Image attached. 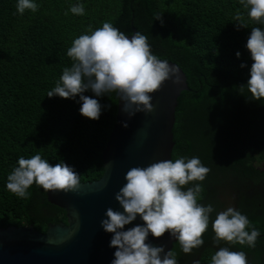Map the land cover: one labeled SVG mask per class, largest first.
Segmentation results:
<instances>
[{"label":"trees","instance_id":"16d2710c","mask_svg":"<svg viewBox=\"0 0 264 264\" xmlns=\"http://www.w3.org/2000/svg\"><path fill=\"white\" fill-rule=\"evenodd\" d=\"M134 28L188 78L157 204L174 263L264 264V0H0V228L67 222L51 181L103 176Z\"/></svg>","mask_w":264,"mask_h":264},{"label":"water","instance_id":"95a60500","mask_svg":"<svg viewBox=\"0 0 264 264\" xmlns=\"http://www.w3.org/2000/svg\"><path fill=\"white\" fill-rule=\"evenodd\" d=\"M137 29L117 38V121L96 181L55 177L49 201L67 222L0 228V264H174L182 229L162 217L158 202L172 170L179 98L189 90L177 64L135 48Z\"/></svg>","mask_w":264,"mask_h":264},{"label":"rangeland","instance_id":"374dc122","mask_svg":"<svg viewBox=\"0 0 264 264\" xmlns=\"http://www.w3.org/2000/svg\"><path fill=\"white\" fill-rule=\"evenodd\" d=\"M234 198H235V195L231 191H225V192L222 193V199H223V201L226 204H228L227 206H229V207H232L233 206Z\"/></svg>","mask_w":264,"mask_h":264},{"label":"flooded vegetation","instance_id":"af4514ba","mask_svg":"<svg viewBox=\"0 0 264 264\" xmlns=\"http://www.w3.org/2000/svg\"><path fill=\"white\" fill-rule=\"evenodd\" d=\"M234 205H236V202H234V203H233V206L230 207V208H231V209H232V208L234 209V207H235ZM233 209H232V210H233ZM178 242H179V241H178ZM178 242H177V243H178ZM175 245H176V244H175ZM174 250H175V247H174ZM174 250H173V261H174V259H175V257H174V256H175V251H174ZM174 264H175V263H174Z\"/></svg>","mask_w":264,"mask_h":264}]
</instances>
